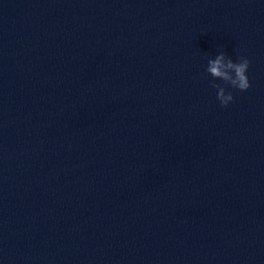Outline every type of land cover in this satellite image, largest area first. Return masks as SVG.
Here are the masks:
<instances>
[{
	"label": "water",
	"instance_id": "water-1",
	"mask_svg": "<svg viewBox=\"0 0 264 264\" xmlns=\"http://www.w3.org/2000/svg\"><path fill=\"white\" fill-rule=\"evenodd\" d=\"M0 264H264V0H0Z\"/></svg>",
	"mask_w": 264,
	"mask_h": 264
},
{
	"label": "clouds",
	"instance_id": "clouds-1",
	"mask_svg": "<svg viewBox=\"0 0 264 264\" xmlns=\"http://www.w3.org/2000/svg\"><path fill=\"white\" fill-rule=\"evenodd\" d=\"M250 64V60L245 57H240L238 62H234L231 57L222 52L215 59L208 61L206 71L214 80H221L226 86L246 92L251 87L247 75ZM212 87L217 90V99L222 107L227 108L234 102V96L226 90V87H222L220 84L214 82L212 83Z\"/></svg>",
	"mask_w": 264,
	"mask_h": 264
}]
</instances>
